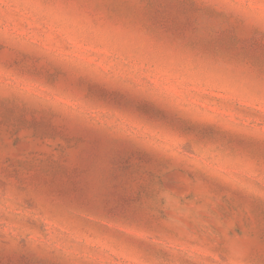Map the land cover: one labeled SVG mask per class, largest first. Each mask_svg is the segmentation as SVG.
<instances>
[{"label": "rangeland", "instance_id": "1", "mask_svg": "<svg viewBox=\"0 0 264 264\" xmlns=\"http://www.w3.org/2000/svg\"><path fill=\"white\" fill-rule=\"evenodd\" d=\"M0 264H264V0H0Z\"/></svg>", "mask_w": 264, "mask_h": 264}]
</instances>
